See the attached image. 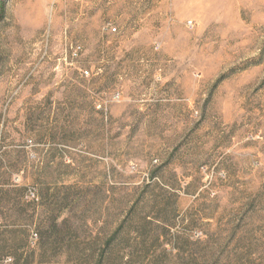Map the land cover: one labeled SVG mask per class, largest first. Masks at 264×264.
<instances>
[{
    "label": "rangeland",
    "instance_id": "rangeland-1",
    "mask_svg": "<svg viewBox=\"0 0 264 264\" xmlns=\"http://www.w3.org/2000/svg\"><path fill=\"white\" fill-rule=\"evenodd\" d=\"M0 250L264 264V0H0Z\"/></svg>",
    "mask_w": 264,
    "mask_h": 264
},
{
    "label": "built area",
    "instance_id": "built-area-1",
    "mask_svg": "<svg viewBox=\"0 0 264 264\" xmlns=\"http://www.w3.org/2000/svg\"><path fill=\"white\" fill-rule=\"evenodd\" d=\"M115 31V29L113 30V32Z\"/></svg>",
    "mask_w": 264,
    "mask_h": 264
},
{
    "label": "trees",
    "instance_id": "trees-1",
    "mask_svg": "<svg viewBox=\"0 0 264 264\" xmlns=\"http://www.w3.org/2000/svg\"><path fill=\"white\" fill-rule=\"evenodd\" d=\"M1 251V250H0Z\"/></svg>",
    "mask_w": 264,
    "mask_h": 264
}]
</instances>
